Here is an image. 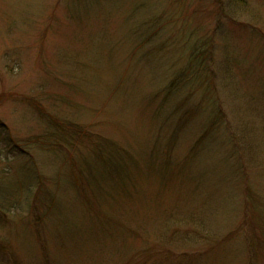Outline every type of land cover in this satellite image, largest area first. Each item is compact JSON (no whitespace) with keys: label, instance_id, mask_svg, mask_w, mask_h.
Wrapping results in <instances>:
<instances>
[{"label":"rangeland","instance_id":"rangeland-1","mask_svg":"<svg viewBox=\"0 0 264 264\" xmlns=\"http://www.w3.org/2000/svg\"><path fill=\"white\" fill-rule=\"evenodd\" d=\"M0 264H264V0H0Z\"/></svg>","mask_w":264,"mask_h":264}]
</instances>
